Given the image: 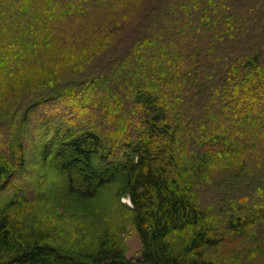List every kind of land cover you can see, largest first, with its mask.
I'll list each match as a JSON object with an SVG mask.
<instances>
[{"label":"trees","instance_id":"trees-1","mask_svg":"<svg viewBox=\"0 0 264 264\" xmlns=\"http://www.w3.org/2000/svg\"><path fill=\"white\" fill-rule=\"evenodd\" d=\"M48 104L66 107L40 117L39 164L56 168L63 194L11 187ZM263 146L264 0H0V264L249 256L252 241L264 249ZM106 192L124 227L81 246L42 213L60 195ZM127 226L141 239L137 260Z\"/></svg>","mask_w":264,"mask_h":264},{"label":"rangeland","instance_id":"rangeland-1","mask_svg":"<svg viewBox=\"0 0 264 264\" xmlns=\"http://www.w3.org/2000/svg\"><path fill=\"white\" fill-rule=\"evenodd\" d=\"M142 35V33H141ZM146 44V42H145ZM65 105L55 106V105H45L39 106L35 111L36 119L30 127H28L27 135L33 138V141H27V172L23 176L17 175L12 183V186L24 187L27 189L26 185L36 186L37 183L44 182V188L46 187V192L51 193L52 191L56 193L63 194V182L61 176L51 166L40 165V141L43 138V127L40 124V120L44 118V111L46 108H51V110L63 109ZM66 107V106H65ZM56 109V110H57ZM68 109V108H67ZM36 117V118H37ZM41 117V118H40ZM40 121V122H39ZM107 125L102 126V133H105ZM261 145V142H259ZM264 146L257 151V155L261 160L264 158ZM252 156L251 166H254L257 161L254 160L252 153L247 152ZM263 153V155H262ZM245 155V153H243ZM231 160V159H230ZM259 161V162H260ZM97 164V163H96ZM77 173V172H76ZM32 176V177H30ZM253 178H256L253 177ZM258 179L264 182V175H258ZM11 187L6 189L5 195L11 194ZM254 187H250L249 190H245L247 195L253 194ZM52 190V191H51ZM44 191V190H43ZM42 192V191H41ZM35 193H33L34 195ZM264 196V192L262 193ZM4 196V195H2ZM113 195L109 192L95 198L91 201H83L76 198H68L66 195H60L57 199H52V201L44 202V211L42 212L47 220L52 224L54 232L56 235L61 237L66 243L69 244H79L74 246H81L90 242L95 236L102 232H112L117 228L122 230L124 221L126 219V212L120 209L115 201L113 200ZM121 204L124 207H131V201L129 198H123ZM114 222L119 223L114 225ZM253 233L249 234V238H253ZM260 234L256 230L255 235ZM124 246L126 249V255L128 258L137 260L143 250L140 236L132 228V226H127L126 230L122 235ZM249 243V242H248ZM261 240L251 242L252 253L249 256L237 257L235 262L233 260L231 264H264V249H260ZM228 248V247H227Z\"/></svg>","mask_w":264,"mask_h":264}]
</instances>
